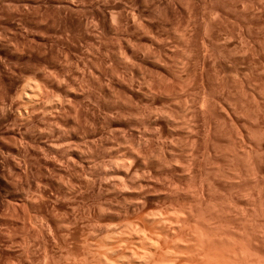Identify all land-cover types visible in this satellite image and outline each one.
Returning a JSON list of instances; mask_svg holds the SVG:
<instances>
[{"label":"rangeland","instance_id":"1","mask_svg":"<svg viewBox=\"0 0 264 264\" xmlns=\"http://www.w3.org/2000/svg\"><path fill=\"white\" fill-rule=\"evenodd\" d=\"M55 62L58 63L57 66H55ZM97 74L99 75L97 76ZM53 76L56 78H53ZM118 79H121V81L119 82ZM114 80L117 82L114 83ZM27 82L31 83L30 85L36 84L39 90L35 88V85L30 86ZM129 84L132 85L135 93L124 88L127 86L131 87ZM27 85L28 87L25 88ZM29 86L36 89L35 91H39V97L35 95L37 102L35 101L33 105L37 107L35 106L36 108L34 109L36 110L42 105L45 106L39 107L38 111H35V113H38H36V117L33 120L30 116L31 109L34 106H32V103L29 105L30 102L27 101V96L23 92V90L26 93L30 92L31 88ZM165 86L168 88L166 89ZM197 86H200V88ZM148 88H151L155 93H151ZM157 90V93L160 94L154 98ZM170 91L173 93L171 94ZM195 91L196 93H194ZM169 94L171 95L169 96ZM200 97L201 99H199ZM202 98L203 100L205 98L206 104L202 101ZM57 100L60 101L58 102ZM192 100H194L195 104L197 103L195 102L196 100L202 102L203 108L199 107V111L196 107L201 103L195 106ZM261 100L264 102V0H0V264H98L99 261L104 264V257H106L107 262L110 261L112 264H115L113 260L116 263L118 261L124 264L127 261V264H133L135 261L131 263L132 260L138 258L137 255H134L137 253L134 252L138 251L139 254L142 252V248L145 250L148 248L149 250L147 249L146 251L151 252L152 248L155 249L156 244V249L159 247L162 249L161 245L166 246L162 250H167L166 252L168 253L169 243L167 239H162L163 241L160 239L162 243L155 240V245L153 242H148L150 239H147L142 246L140 242L143 237L139 239L138 236H131L126 233V236L129 235L128 238H134L129 240L124 235L125 232H131L130 230L133 231L139 226L135 225L134 227V222L136 224L141 222L138 228L142 227V221L137 217L138 213L135 212L137 218H133L135 216L134 212H129L128 210L129 204H135L136 202L133 201H137L136 189L134 191L131 188L136 192L132 193L130 188V192L129 190L126 192L123 187L122 190L124 189V191L120 188L132 176L133 181L136 180L137 182L135 181V183H139L143 179L140 177L142 175L145 176L146 173L147 177L145 176V178L151 176L148 179L152 183L157 177H161V183L157 182L159 181L158 179L155 182L158 187L156 186L157 190L155 188L154 190H160L157 193L162 192L161 190H164L163 192L167 191L169 186L171 188H168V190L177 189V187H180V183L182 184L183 182L184 185L186 184V188L194 186L191 184L198 182L200 176L205 178L207 173L208 177L206 178H209L212 171L209 170V164L214 163L212 162L214 160L212 157L210 159L207 158L208 162H210L209 160L211 162L206 164L205 168L204 166L202 167L206 171V167L209 166L208 170L210 172L206 171V173L203 170V175L198 174L199 179L195 176L193 177V174L189 172L190 165H187V162L191 163L190 160L192 161L193 159L187 160V158L196 156L192 150L194 151L195 148L201 147L200 144H205L200 148L201 151L202 149L206 151L205 148L208 150L209 147L207 145H210L209 150L211 151L219 150V165L222 167L221 169L219 167V175H222H220V180H223L219 191L222 193V195L219 194L220 209L222 210L224 207L222 210L224 216L221 214V217H224V219L227 217L225 219L227 222L224 220V223L226 224L232 219L234 221L232 222L231 220L230 224L228 223L227 225L231 226L233 223L234 226L231 227L232 229L229 226L228 228L230 230H233L235 226L239 228L240 224H237V222L239 221L243 225L242 223L244 222H241V220L244 219L243 221H245V218L253 213L249 218L252 217L253 219V224L251 225L253 226V235L251 234V237L254 240L253 243L256 242L254 244L256 246L259 238L257 235L261 232L264 235V216L262 219L258 218L264 214V210L261 208L264 207V204H262L264 203V176L262 177L264 174V157H262L264 154V136H262V133H264V103ZM74 102L75 105L77 104V108H74L76 107ZM55 103L58 104L56 105ZM212 103L219 107L217 110L220 115H217V107L215 111L213 109L215 104ZM53 104L55 105L53 106ZM71 105L74 106L73 110L75 109V111L72 110ZM205 105L209 107L206 106L205 108ZM211 105L212 108H210ZM258 105L259 108H257ZM28 106H31V108ZM42 108H45V111L43 110L44 114L41 111ZM204 108L208 109L207 112L203 111ZM211 109L213 111L210 114ZM213 112H216L217 116ZM199 113L204 115L200 114L201 117L199 119L204 117L203 120L208 123L206 122V127L205 123L195 122L196 126L198 124L200 129L203 125L201 128L202 130L206 128L204 130L206 132L209 130L210 122H212V131H214L213 133L211 130L210 132L207 131L208 134H213L211 135L213 137L215 133H218V136H215V141L214 138H209L210 135L208 137L204 135L202 131L201 135H204V137L200 140L204 141L205 139L208 141L214 139L213 146L212 142L208 143L209 141H205L206 143H204L198 140L197 134H195L197 133V128L194 129L196 130L194 131L195 133L191 127L189 128V126H192L189 122L193 121H188V119L193 118L198 121ZM194 114L195 116L197 115L196 118H194ZM212 114L215 117H212ZM25 115L29 118L27 117V119ZM258 115L259 117H257ZM216 117L217 119L215 120ZM73 119H76L77 123ZM201 119L199 121L202 122ZM208 120L211 121L209 122ZM221 121L223 124L220 123ZM167 122H170V125ZM187 124L190 125L188 126ZM186 125L191 131L186 128ZM259 125H262L260 126L262 128ZM190 132H193L194 135ZM188 134L191 137L196 136L197 139L195 137L194 139L196 143L197 140L199 141L197 143L198 147H196V144H191V140L194 141V139H190L191 137ZM139 140L144 142L145 145L147 144V148L150 146V149L148 148L147 150L152 152L153 149L152 154L149 152L151 156L149 155L150 163L148 162V164H152L151 167L148 166L145 170L143 166H136L127 177L121 173H116L119 171L116 170V164L111 159L120 160L119 162H121L124 158L129 161L130 158L126 154V150L128 152L129 147L137 141L140 142ZM142 142L135 144L131 148L135 150L136 145H142ZM145 145L143 144V146ZM214 145H216V149ZM189 149L192 150L189 151ZM79 150L83 156L80 155ZM83 153L85 155L88 154L85 156ZM117 153L123 158L120 157L119 159ZM248 156L252 163L248 160ZM206 157L203 159L206 160ZM256 157L259 158L257 159ZM74 159L78 161L74 162ZM108 159H110V163L113 162L114 164L111 163L110 165ZM194 159L197 160L196 158ZM203 159L201 160L203 161ZM244 159L245 161L248 160L247 163L243 161ZM167 162L171 163L166 166ZM205 162L203 161L204 164ZM255 164L256 166H254ZM258 164L262 170L259 169ZM255 167L257 170H255ZM152 168L155 170L153 169V172L151 171V174H148L150 173L148 169L152 170ZM183 169L192 175L191 181L187 180L190 175ZM143 170L147 172L145 173ZM253 171H255V175H253ZM204 173L206 174L205 176ZM122 176H124V180L120 179ZM235 176L236 178H232ZM247 177L250 178L248 179L249 181L245 179ZM125 178L127 181H125ZM119 180L124 182L120 184L122 181ZM131 180L128 182H132ZM186 180L190 181L189 185H187ZM93 181L97 187L93 186ZM109 181L111 184L114 181V183L119 181V186L117 187L120 188L114 189ZM197 182L196 184L199 186V182ZM108 183L110 186L107 185ZM176 183L179 185L177 184V186ZM87 184L96 189H91L92 187L89 189ZM163 184H166V188ZM231 184L233 185L231 186ZM240 184L243 188H241ZM116 185L114 184V186ZM184 185L181 188H184ZM87 186L90 192L86 189ZM196 188L194 186V189ZM255 188L257 189L255 190ZM194 189H190L191 192H195ZM260 189H263L262 192ZM248 191L250 193L245 196ZM257 192H260V194ZM133 195L136 200H134ZM44 197L48 198L47 201ZM252 197L254 200H252ZM125 198L129 199L128 203L126 202L127 200H124ZM131 198H133V201H130ZM161 199L154 202L153 208L155 210L162 209L165 205H168L167 200L165 201L167 203H165L164 199L162 201ZM125 202L126 208L124 207ZM163 202L165 205H163ZM26 204L27 206H25ZM229 205H232V208ZM259 205L262 206L260 207ZM104 209L106 210L104 211ZM233 209L235 212H233ZM126 210L131 217L128 216L129 214L126 215ZM246 210L249 211L247 212ZM243 212L247 213L244 214ZM248 213L250 215H247ZM238 214L240 216L244 214L245 218H241ZM138 219L140 220L139 222ZM15 220H18V222ZM36 223L39 225L36 226ZM245 223L247 222L245 221ZM246 226H249V223ZM38 227L40 228L38 229ZM261 227L263 231H261ZM123 228L126 229L123 231L125 240L123 236H120ZM254 228L259 229V231L254 230ZM28 230L29 235L27 233ZM118 231H121L120 234ZM256 231L258 234H256ZM262 234H260L261 236L259 235L261 239L257 246H261L264 243ZM36 236L40 237L41 240H38ZM255 236L258 238L255 239ZM120 237H122L121 240ZM176 238H174L176 243L180 242ZM165 241L168 243L167 245L164 244L166 243ZM172 241L170 245L175 243ZM147 242L149 245L153 243L154 247L151 245L152 248L150 249V246L145 245L148 244ZM246 242L247 244L249 243L248 241ZM159 243L161 244L160 246L158 245ZM84 244L85 246H83ZM137 244L139 247L142 246V248H138ZM179 244H177L178 248ZM131 245H135L138 249L134 247V252H130V250L127 252L128 246V249H132ZM173 246L169 247L170 253L175 252L172 251L175 248ZM178 248L174 250L179 252ZM162 250L161 252L159 249L157 251L153 250L158 252V254L152 251L155 255H153L154 260L152 263L150 262L151 264H154L155 258L160 262V260L162 261L161 258L164 257L166 260L163 261H167V263L170 258H175V255L172 257L167 256L171 254H167ZM147 252L144 251V253ZM30 254L32 257L29 258ZM32 254L36 255L33 256ZM173 254H176V252ZM129 255H131V259ZM122 257L126 260L120 262L119 259ZM167 257L170 258L167 259ZM101 259H103V262ZM140 259L143 258L141 257ZM137 260L134 264H137ZM163 261L161 264H165ZM172 261H169V263Z\"/></svg>","mask_w":264,"mask_h":264},{"label":"bare ground","instance_id":"2","mask_svg":"<svg viewBox=\"0 0 264 264\" xmlns=\"http://www.w3.org/2000/svg\"><path fill=\"white\" fill-rule=\"evenodd\" d=\"M117 16V15H116ZM173 51V50H172ZM146 54V53H145ZM65 56H67V55H65ZM120 57V56H119ZM60 59H62V58H60ZM54 61V60H53ZM49 63H50V61H49ZM52 63H54V62H52ZM56 63V65L55 66H57L58 65V63L57 62H55ZM67 63V62H66ZM131 63V62H130ZM132 64V63H131ZM214 64V63H213ZM49 66V65H48ZM51 66V65H50ZM67 66H68V64H67ZM122 66H123V64H122ZM131 66H133V65H131ZM135 66V65H134ZM156 66V65H155ZM214 66V65H213ZM59 67V66H58ZM125 67V66H124ZM123 67V68H124ZM53 68H54V66H53ZM57 68V67H56ZM136 68V67H135ZM134 68V69H135ZM65 69V68H64ZM110 69V68H109ZM141 69V68H140ZM146 69V68H145ZM54 70V69H53ZM61 70V69H60ZM132 70V69H131ZM143 71V70H142ZM108 72V71H107ZM217 72V71H216ZM56 73H57V71H56ZM55 73V74H56ZM60 73V72H59ZM128 73V72H127ZM129 73H130V70H129ZM203 73V72H202ZM52 74V73H51ZM151 74V73H150ZM154 74V73H153ZM182 74V73H181ZM195 74V73H194ZM84 75V74H83ZM99 74H97V76H98ZM108 75V74H107ZM124 75V74H123ZM128 75H130V74H128ZM196 75H197V73H196ZM195 75V76H196ZM56 76V75H55ZM55 76H53V78H56ZM112 76V75H111ZM115 76V75H114ZM101 77H102V75H101ZM116 77V76H115ZM120 77V76H119ZM143 77H145V76H143ZM155 77V76H154ZM192 77V76H191ZM59 78V77H58ZM83 78H84V76H83ZM96 78V77H95ZM99 78V77H98ZM110 78H112V77H110ZM109 78V80H111ZM114 78V77H113ZM121 78V77H120ZM153 78V77H152ZM193 78V77H192ZM65 79V78H64ZM116 79V78H115ZM129 79H131V78H129ZM132 79H133V77H132ZM145 79V78H144ZM151 79V78H150ZM156 79V78H155ZM189 79V78H188ZM195 79V78H194ZM53 80V79H52ZM91 80V79H90ZM96 80H97V78H96ZM113 80V79H112ZM119 80V79H118ZM124 80V79H123ZM198 80V79H197ZM37 81V80H36ZM100 81V80H99ZM121 81V79L119 80V82ZM148 81V80H147ZM165 81V80H164ZM106 82V81H105ZM111 82V81H110ZM117 81H115L114 80V83H116ZM123 82V81H122ZM188 82H190V81H188ZM187 82V84H189ZM195 82H197L196 80H195ZM202 82V81H201ZM29 85L31 84V83H29V82H27ZM26 83V84H27ZM35 83H37V82H35ZM191 83V82H190ZM193 83V82H192ZM54 84V83H53ZM99 84V83H98ZM107 84H109V83H107ZM112 84V83H111ZM199 84V83H198ZM35 85V88H37L38 89V86L36 87V84H34ZM34 85H30V86H34ZM130 85V84H129ZM164 85V84H163ZM166 86H168L167 84H165ZM29 86V87H30ZM115 86V85H114ZM131 87H124L125 89H127L128 91H130V92H133V93H135L134 92V90H133V88H132V85H130ZM165 86V88L167 89L168 87H166ZM170 86V85H169ZM192 86V85H191ZM190 86V87H191ZM26 87H28V85L27 86H25V88ZM102 87V86H101ZM150 87V86H149ZM154 87V86H153ZM188 87H189V85H188ZM197 87H199L200 88V86H197ZM31 89H30V92H25L24 90H23V92L26 94L25 96H27V101H29L30 103H29V105H31V103H32V106H34L33 105V103L36 101V97H39L38 95H39V91H35L36 89H33L32 87H30ZM119 88V87H118ZM155 88V87H154ZM121 89H123V88H121ZM149 89V88H148ZM170 89V88H169ZM192 89V88H191ZM190 89V90H191ZM195 89H196V87H195ZM202 89V88H201ZM200 89V90H201ZM39 90V89H38ZM115 90V89H114ZM149 90H151V88L149 89ZM148 90V91H149ZM29 91V90H28ZM94 91V90H93ZM123 91V90H122ZM147 91V92H148ZM163 91V90H162ZM165 91V90H164ZM173 91V90H172ZM36 92H38V94H36ZM89 92V91H88ZM103 92V91H102ZM112 92H113V89H112ZM115 92H116V90H115ZM119 92V91H118ZM124 92L126 93V91L124 90ZM153 91L151 90V93H152ZM158 92V90L156 91V93ZM171 92V91H170ZM41 93V92H40ZM90 93V92H89ZM146 93V92H145ZM151 93H148V94H151ZM153 93H155V91L153 92ZM166 93V92H165ZM173 92H171V94H172ZM194 93H196V91L194 92ZM205 93V92H204ZM43 94V93H42ZM101 94V93H100ZM116 94V93H115ZM119 94H120V92H119ZM127 94V93H126ZM132 94V93H131ZM159 94L160 93H157V94H154V98L155 97H158L159 96ZM161 94H162V92H161ZM171 94H169V96L171 95ZM198 94V93H197ZM197 94H194V95H197ZM35 95H37L36 97H35ZM41 95V94H40ZM45 95V94H44ZM80 95H81V93H80ZM91 95V94H90ZM121 95V94H120ZM152 95V94H151ZM168 95V94H167ZM167 95H165V97L167 96ZM185 95V94H184ZM67 96V95H66ZM114 96V95H113ZM130 96V95H129ZM150 96V95H149ZM148 96V97H149ZM163 96H164V94H163ZM86 97V96H85ZM117 97V96H116ZM124 97H125V95H124ZM133 97V96H132ZM150 97H152V96H150ZM150 97H149V99H150ZM162 97V96H161ZM164 97V98H165ZM195 97V96H194ZM203 97V96H202ZM23 98V97H22ZM40 98H41V96H40ZM72 98V97H71ZM127 98V97H126ZM166 98H168V96L166 97ZM42 99V98H41ZM74 99V98H73ZM81 99V98H80ZM120 99V98H119ZM158 99V98H157ZM161 99V98H160ZM197 99V98H196ZM199 99H201V97L199 98ZM208 99V98H207ZM38 100H40V99H38ZM61 100V99H60ZM60 100H57L58 102L60 101ZM72 100V99H71ZM99 100V99H98ZM144 100V99H143ZM155 100V99H154ZM204 100H205V98H204ZM203 100V98H202V101L205 103L206 101H204ZM44 101V100H43ZM49 101V100H48ZM54 101V100H53ZM68 101V100H67ZM87 101V100H86ZM133 101V100H132ZM167 101V100H166ZM193 101V103H194V100H192ZM199 101V100H198ZM197 100L195 101V102H197L196 104H198V103H201V104H199V106L198 107H196L197 109H199V111H200V108H203L202 107V102H198ZM214 101V100H213ZM262 101V100H261ZM26 102V101H25ZM37 102V101H36ZM39 102V101H38ZM56 102V101H55ZM69 102V101H68ZM81 102V101H80ZM27 103V102H26ZM25 103V104H26ZM41 103H42V101H41ZM70 103H71V101H70ZM132 103V102H131ZM130 103V104H131ZM137 103V102H136ZM193 103H192V108L194 107L193 106ZM211 103V102H210ZM217 103V102H216ZM262 103H264L263 101H262ZM28 104V103H27ZM36 104V103H35ZM39 105H40V102L38 103ZM45 104V103H44ZM52 104V103H51ZM51 104H50V106H51ZM56 105L58 104V103H55ZM55 104H53V106L55 105ZM66 105H67V103H65ZM117 104V103H116ZM125 104H128V103H125ZM195 104V103H194ZM196 104H195V106H196ZM206 104V103H205ZM209 104V103H208ZM212 104H215V103H212ZM259 104V103H258ZM74 105H75V102H74ZM25 106V105H24ZM23 106V107H24ZM36 106V105H35ZM32 107V109H31V118H32V120L36 117V113H38V112H36L35 113V111H38L37 109L39 108V107H42V106H44V105H42V106H39L36 110L34 109V108H36V107ZM52 106V107H53ZM68 106V105H67ZM72 106V105H71ZM70 106V107H71ZM76 107H74V106H72V110H73V107L74 108H77L78 106H77V104L75 105ZM123 106V105H122ZM204 106V105H203ZM206 106H208V105H205V108H206ZM213 106H215V107H213V109L215 110V108L217 107V105L215 104V105H213ZM263 106V105H262ZM19 107V106H18ZM25 107H27V106H25ZM28 107H30L31 108V106H28ZM45 107V106H44ZM51 107V108H52ZM58 107V106H57ZM61 107V106H60ZM63 107V106H62ZM81 107V106H80ZM79 107V108H80ZM200 107V108H199ZM209 107V106H208ZM66 108V107H65ZM152 108V107H151ZM203 109V111L205 110L206 112H207V110L208 109ZM210 108H212V105H211V107ZM210 108H209V110H210ZM219 107H217L216 108V110L218 109ZM223 108V107H222ZM257 108H259V105L257 106ZM28 109V108H27ZM45 108H42V113H43V110H44ZM48 109V108H47ZM90 109V108H89ZM126 109V108H125ZM213 109H211V111H210V114L212 113V111H213ZM224 109V108H223ZM226 109V108H225ZM29 110V109H28ZM28 110H27V112H28ZM68 110H70V109H68ZM83 110V109H82ZM121 110V109H120ZM190 110H191V107H190ZM189 110V111H190ZM194 110V109H193ZM215 110V111H216ZM228 110V109H227ZM26 111V110H25ZM45 111V110H44ZM54 111H55V109H54ZM58 111H59V109H58ZM57 111V112H58ZM71 111V110H70ZM73 111H75V109L73 110ZM81 111V110H80ZM142 111V110H141ZM146 111V110H145ZM198 111V110H197ZM196 111V112H197ZM198 111V112H199ZM202 111V110H201ZM203 111H202V113H203ZM204 111V112H205ZM226 111V110H225ZM264 111V110H263ZM50 112V111H49ZM143 112V111H142ZM217 112V115L219 114V111L217 110L216 111ZM216 112H213L215 115H216ZM229 112V111H228ZM254 112V111H253ZM257 112V111H256ZM21 113V112H20ZM30 113V112H29ZM46 113H47V111H46ZM107 113V112H106ZM141 113V112H140ZM140 113H139V115H140ZM221 113V112H220ZM226 113H227V111H226ZM28 114V113H27ZM44 114V113H43ZM49 114V113H48ZM51 114V113H50ZM76 114V113H75ZM83 114V113H82ZM114 114V113H113ZM118 114V113H117ZM186 114V113H185ZM192 114H193V112H192ZM191 114V115H192ZM201 113H199V115H200ZM206 114H208V113H206ZM214 114H212L211 116L213 117L214 116ZM55 115V114H54ZM77 115V114H76ZM144 115V114H143ZM202 116H204L203 114H201ZM201 115L200 116H198L197 117V115L195 116V114H194V118H196L197 117V119H199V117H201ZM216 115V116H217ZM220 115V114H219ZM230 115V114H229ZM262 115V114H261ZM46 116V115H45ZM44 116V117H45ZM96 116V115H95ZM117 116V115H116ZM130 116V115H129ZM170 116V115H169ZM207 116V115H206ZM25 117L27 118L28 116H26L25 115ZM57 117V116H56ZM67 117H68V114H67ZM113 117V116H112ZM132 117V116H131ZM171 117V116H170ZM169 117V118H170ZM185 117V116H184ZM215 117V116H214ZM229 117V116H228ZM257 117H259V115L257 116ZM256 117V118H257ZM29 118V117H28ZM27 118V119H28ZM30 118V119H31ZM43 118V117H42ZM52 118H54V117H52ZM59 118V117H58ZM73 118V117H72ZM76 118H78V116H76ZM96 118V117H95ZM138 118V117H137ZM169 118H168V120H169ZM191 118V117H190ZM220 118V117H219ZM226 118V117H225ZM70 119V118H69ZM118 119V118H117ZM201 119V118H200ZM199 119V120H200ZM203 119H204V117H203ZM203 119H201L202 120V122L201 121H197L196 119L194 120L193 118L192 119H188V121L190 120V121H193L194 123L195 122H198V123H201V124H204L205 123V126H206V122L203 120ZM205 119H206V117H205ZM209 119H214V118H209ZM217 119V117L215 118V120ZM233 119V118H232ZM18 120V119H17ZM44 120V119H43ZM119 120V119H118ZM121 120V119H120ZM156 120V119H155ZM166 120H167V117H166ZM171 120V119H170ZM221 120V119H220ZM257 120V119H256ZM46 121V120H45ZM61 121V120H60ZM73 121H76V123H77V120L76 119H73ZM139 121V120H138ZM209 121V120H208ZM211 121V120H210ZM209 121V122H210ZM260 121V120H259ZM263 121V120H262ZM29 122H31V121H29ZM42 122V121H41ZM47 122V121H46ZM57 122V121H56ZM79 122V121H78ZM193 122H189L192 126H189L188 124V126H189V128L191 127V129H193L192 131L194 132V131H196V130H194V129H196L197 128V133H195V134H197V138H198V140H200V139H202L203 137H204V135H206L207 137H208V135H210L209 136V138L210 137H212L211 135H213V134H208V132L207 131H209L210 132V130H211V132L213 133V131H212V129H213V127H212V122H210V125L208 126L209 128V130H207L206 132H204V130L206 129L205 127V129L204 130H202V126L200 127V129H199V125L197 124V126H196V123H195V125H194V123ZM215 121L213 120V123H214ZM226 122V121H225ZM44 123V122H43ZM153 123V122H152ZM168 123V122H167ZM170 123V122H169ZM168 123V124H169ZM188 123V122H187ZM208 123V122H207ZM220 123H222V121L220 122ZM23 124V123H22ZM37 124V123H36ZM67 124H68V122H67ZM79 124V123H78ZM215 124V123H214ZM223 124V123H222ZM53 125V124H52ZM51 125V126H52ZM57 125V124H56ZM90 125V124H89ZM170 125V124H169ZM186 125V128L187 129H189L188 128V126ZM216 125V124H215ZM37 126V125H36ZM46 126V125H45ZM196 126V127H195ZM214 126V125H213ZM223 126V125H222ZM222 126H221V128H222ZM260 126H262V125H259V127ZM30 127V126H29ZM77 127H79V126H77ZM87 127V126H86ZM195 127V128H194ZM207 127V126H206ZM217 127V126H216ZM83 128V127H82ZM260 128H262V127H260ZM29 129V128H28ZM46 129V128H45ZM59 129V128H58ZM215 129V128H214ZM217 129V128H216ZM84 130V129H83ZM88 130V129H87ZM132 130V129H131ZM139 130V129H138ZM219 130V129H218ZM261 130V129H260ZM42 131V130H41ZM55 131V130H54ZM71 131V130H70ZM133 131V130H132ZM189 131H191L190 129H189ZM202 131L204 132V135L202 136L201 134H202ZM216 131V130H215ZM66 132V131H65ZM92 132V131H91ZM186 132V131H185ZM193 132H190L191 134H193L194 135V133ZM238 132V131H237ZM264 132V131H263ZM76 133V132H75ZM134 133V132H133ZM143 133V132H142ZM207 133V134H206ZM258 133V132H257ZM86 134V133H85ZM145 134V133H144ZM217 134V135H216ZM253 134V133H252ZM263 135L262 136H264V133H262ZM72 135V134H71ZM96 135V134H95ZM189 135V134H188ZM192 135V136H193ZM261 135V134H260ZM260 135H258V136H260ZM87 136V135H86ZM141 136V135H140ZM152 136V135H151ZM190 136V135H189ZM215 136H218V133H215L214 134V136L212 137V138H214L215 139V141H216V138H215ZM250 136V135H249ZM257 136V137H258ZM42 137V136H41ZM191 137V136H190ZM194 137H195V139H197L196 138V136H193V137H191L190 139H194ZM208 138V139H209ZM101 139V138H100ZM143 139V138H142ZM188 139H189V137H188ZM195 139H194V141L193 140H191L192 142H191V144L193 143V144H196L197 145V143H199V141L197 140V143L195 142ZM207 139V140H208ZM214 139L213 140H208V141H206L205 139H204V141L203 140H200V142L201 141H203L204 143H206V142H208V143H210V142H212V146H213V143L215 142L214 141ZM218 139V138H217ZM36 140V139H35ZM47 140V139H46ZM98 140V139H97ZM108 140V139H107ZM141 140V139H140ZM139 140V141H140ZM221 140V139H220ZM206 141V142H205ZM214 141V142H213ZM219 141V140H218ZM217 141V142H218ZM252 141V140H251ZM140 142H142V141H140ZM140 142H135V144H140ZM195 142V143H194ZM220 142V141H219ZM28 143V142H27ZM207 143V144H208ZM76 144V143H75ZM134 144V143H133ZM132 144V146H135V144L133 145ZM143 144L145 145V143L144 142H142V145H136V147H135V150L133 149V148H131V147H129V150H128V152H127V150H126V154H128V156H129V158H130V160L129 161H126L122 156H120V154H118L119 155V159H120V157L121 158H123L122 160H121V162H119L118 160H116V159H111L112 161H114V163L116 164V170H118L119 172H116V173H121L122 175H125V177H127V176H129L130 175V173L134 170V168L136 167V166H143V167H145V170L148 168V166L149 167H151V165H149L148 164V162L150 163V160H149V157L151 156L150 154H149V152H151L150 150H147L148 148L150 149V146L147 148V144L145 145V146H143ZM206 144V145H207ZM215 144H217V143H215ZM17 145V144H16ZM195 145V146H196ZM201 145V147L203 146V145H205V144H200ZM81 146V145H80ZM209 148H210V145H207ZM216 145H214V148L216 149V147H215ZM54 147V146H53ZM125 147V146H124ZM196 147H198V145L196 146ZM201 147H198V148H195V150L193 151L192 149V147L190 146V148H192L191 150H192V152H195L194 154H196V156H193V157H188L187 158V160L188 159H190V158H196L197 160H193L192 159V161L190 160V162L191 163H189V162H187V165L189 166V172H191V174H193V177L195 176L197 179H199L198 178V174H200V175H203V170H204V172H206V171H208V172H210L209 170H212L211 171V173H210V175H209V178H206V177H208V173H207V176H205L206 174L204 173V176H205V178L203 177V176H200V179H199V186L196 184V182H195V180H193L194 182H195V184L197 185H195V184H191V185H194L195 186V188L196 189H194V186H191V187H185V185L182 183H180V185L178 184V183H176V185L178 184L180 187H177V189H170V190H168V188H171V186H169L168 188H167V191H165V192H163L164 190H161L162 192H160V193H157L158 191H160V190H158V191H156L157 189L155 188L157 185V183H155L156 182V179H158L159 181H157V182H159V183H161L162 181H160V179H161V177H155L156 179H155V181H154V176L152 177V179H153V183H152V181L151 180H149L148 178H151V176L150 177H148V178H145V176L147 177V171H145V170H143V172H145V173H143V174H145V176L144 175H142V176H144V177H140V178H143L139 183H135V181L136 180H134L133 181V176L132 177H129V180H131L132 182H134V183H132V182H128L127 180H126V178H125V181H127V183L125 182V183H123L124 181H122V180H119V181H122V182H120V184L121 183H123V186H121V188L120 187H117V186H119V181H118V183H114L113 182V184H111L110 183V181H109V183L111 184V185H113L112 187H114V189H121L122 190V187L125 189V191L127 192V190H129V188L131 189V188H133V190L134 189H136V191H137V195H136V198H137V201H133V198H134V195H133V198H131V200L130 201H133V202H136L135 204H133V203H130L129 204V206H128V210H129V212L131 211V212H134V214H135V216H133V218L134 217H136V213H138L137 214V217H139V219L142 221V227H140V228H138L140 225H141V222H139L140 220L138 219V224H136V222H134V221H132V222H134L135 224H134V227H135V225H139L136 229H133V231L132 230H130L131 232H125V236L127 235V234H129V235H135V236H138V238L139 239H141L142 237V239L144 240H142L143 241V243H142V241L140 242V241H138V242H140L141 244H142V246H143V244L144 243H146L145 242V240H147V239H150V240H148V242H153L154 243V241L156 240V241H159L160 242V239L162 240V239H164V240H168L167 242L169 243V245H168V253L166 252L167 250H165V251H163L162 249H163V245H161L160 243H162V242H160L158 245L160 246L161 245V248L162 249H160V247L159 248H157L156 249V247H157V244L156 243H154V245L156 246V247H154V245H152V244H150L149 245V243L148 244H145L146 246H150V249L152 248L151 247V245L155 248V249H151V252L149 251V252H147L146 250L148 249L147 247H144V248H147L146 250L145 249H143L142 248V246L141 247H139V245H138V248H142V252L141 253H139L138 254V251L137 252H134V250L137 248V247H135V245L134 246H132V249H128L129 248V246L127 247V252H129V250H130V252L131 251H133L134 253H137V254H134V255H137V264H151L152 262H153V260H154V258H153V255H155V254H153V253H157L158 254V252H154L153 250H155V251H157L158 249H159V251L161 252V250L163 251V252H166L167 254H171V255H167V256H170V257H172V256H174L175 255V258L174 257H172V258H170V257H167V259H169L168 260V263H167V261H163V260H166V258H164V257H158V258H161L162 259V261L163 262H165V264H264V243H262V245L261 244H259V245H261V246H257L258 245V243L260 242L259 240L261 239L260 238V234H262V232L259 234V235H257L258 237V242H257V245L256 246H254V244H256V242L255 243H253L254 242V240L252 239V237H251V234L253 235V226H251L252 224H253V219H252V217L251 218H249L251 215L248 213L247 215H250L249 217H246L245 218V216H244V214L245 213H247L249 210H250V208H249V210H246L247 212H243L244 214H242L243 216H240L239 214H238V216H240L241 218L243 217V218H245V221L247 222V223H245V221H243L244 219H242L241 220V222H244V223H242L243 225L245 224V226H243V225H241V223L239 222H237V224H240V226H239V228H237V226H235L234 228L236 229H234L233 228V230H230V228L232 227V226H234V224L232 223L231 224V226L230 225H227L228 223L230 224V222H231V220H230V222H228V223H224V220L225 219H227V217L224 219V217H221V214H223V208H222V206H221V208H222V210L220 209V195L219 194H221L222 195V193H220L219 191H220V188H221V181H223V180H220V178H221V176L219 175V173H220V169L222 168V167H220V165H219V160H220V157L218 158V153H219V150H217V151H214V150H209V148H208V150H207V148H205L206 149V151L204 150V149H202V151H201ZM205 147V146H204ZM213 148V149H214ZM251 148H252V146H251ZM26 149V148H25ZM67 149V148H66ZM72 149H74L73 147H72ZM76 149V148H75ZM132 149V150H131ZM218 149V148H217ZM239 149V148H238ZM35 150V149H34ZM68 150V149H67ZM81 150V149H80ZM80 150H79V153H80ZM171 150V149H170ZM190 149H189V151H191ZM204 150V151H203ZM243 150V149H242ZM249 150V149H248ZM78 151V150H77ZM82 151V150H81ZM83 151H84V149H83ZM113 151V150H112ZM253 151V150H252ZM2 152V151H1ZM39 152V151H38ZM58 152V151H57ZM87 152V151H86ZM95 152V151H94ZM117 152V151H116ZM152 152H153V149H152ZM152 152H151V154H152ZM249 152V151H248ZM40 153V152H39ZM68 153V152H67ZM93 153V152H92ZM190 154H191V152H189ZM244 153H245V151H244ZM66 154V153H65ZM74 154V153H73ZM84 154V153H83ZM88 154V153H87ZM86 154V155H87ZM109 154V153H108ZM112 154V153H111ZM193 154V153H192ZM191 154V155H192ZM193 154V155H194ZM238 154V153H237ZM259 154V153H258ZM68 155V154H67ZM71 155V154H70ZM80 155H82L81 153H80ZM85 155V154H84ZM85 155V156H86ZM116 155V154H115ZM150 155V156H149ZM228 155H230V154H228ZM234 155V154H233ZM262 155V154H261ZM62 156V155H61ZM83 156V155H82ZM105 156H107V155H105ZM127 156V155H126ZM153 156V155H152ZM207 156V157H206ZM209 156V157H208ZM220 156V155H219ZM254 156V155H253ZM257 156V155H256ZM260 156V155H259ZM5 157V156H4ZM69 157V156H68ZM67 157V158H68ZM80 157V156H79ZM102 157V156H101ZM114 157V156H113ZM116 157L118 158V156L116 155ZM116 157H114V158H116ZM175 157V156H174ZM204 157H206V160H204L203 158ZM210 157H212L214 160L212 161V162H214V163H210L211 162V160H209L210 162H208V159L207 158H209L210 159ZM262 157H264V154H263V156ZM37 158V157H36ZM41 158V157H40ZM58 158V157H57ZM70 158V157H69ZM173 158V157H172ZM240 158V157H239ZM242 158H244V157H242ZM250 158H252V157H250ZM257 158V157H256ZM259 158V157H258ZM257 158V159H258ZM26 159H27V157H26ZM84 159V158H83ZM110 159H108V162H109V160ZM127 159V158H126ZM151 159V158H150ZM201 159H203V161H206L205 162V164L203 163V161L201 160ZM230 159V158H229ZM232 159V158H231ZM253 159V158H252ZM251 159V160H252ZM261 159V158H260ZM37 160H39V159H37ZM72 160V159H71ZM70 160V161H71ZM107 160V159H106ZM152 160V159H151ZM238 160V159H237ZM248 160H249V156H248ZM248 160H246L245 161V159L243 160V161H245V163H247V161ZM75 161H78V160H76V159H74V162ZM89 161V160H88ZM104 161V160H103ZM102 161V162H103ZM170 161V160H169ZM250 161V160H249ZM255 161V160H254ZM258 161V160H257ZM262 161H263V158H262ZM92 162V161H91ZM161 162V161H160ZM172 162V161H171ZM171 162H169V163H171ZM251 162V161H250ZM249 162V163H250ZM21 163V162H20ZM42 163V162H41ZM54 163V162H53ZM83 163V162H82ZM110 163V162H109ZM111 163H113V162H111ZM111 163H110V165H111ZM113 163V164H114ZM117 163H118V165H117ZM152 163V162H151ZM168 162L166 163V166H167V164H169ZM211 165H210V164ZM244 163V164H245ZM252 163V162H251ZM259 163V162H258ZM22 164V163H21ZM59 164V163H58ZM62 164V163H61ZM206 164H209V166H210V169L208 170V167H206V171H205V165ZM221 164V163H220ZM261 164V163H260ZM16 165V164H15ZM42 165V164H41ZM101 165V164H100ZM238 165V164H237ZM247 165V164H246ZM259 165V164H258ZM83 166V165H82ZM154 166V165H153ZM204 166V168H202ZM222 166V165H221ZM252 166H253V164H252ZM254 166H256V164L254 165ZM262 166V165H261ZM21 167V166H20ZM80 167V166H79ZM112 167V166H111ZM113 167H114V165H113ZM219 167H220V169H219ZM249 167V166H248ZM259 167V169H261V167H260V165L258 166ZM263 167V166H262ZM69 168V167H68ZM92 168V167H91ZM90 168V169H91ZM115 168L113 169L114 170V172H115ZM155 168V167H154ZM154 168H152V170H150V169H148L149 170V172L150 173H148V174H151V171L153 172V169ZM252 168V167H251ZM21 169V168H20ZM62 169V168H61ZM70 169V168H69ZM96 169V168H95ZM108 169V168H107ZM138 169H140V168H138ZM143 169V168H142ZM185 169H187V168H185ZM239 169H241V168H239ZM254 169V168H253ZM252 169V170H253ZM48 170V169H47ZM67 170V169H66ZM76 170V169H75ZM106 170V169H105ZM112 170V169H111ZM110 170V171H111ZM155 170V169H154ZM184 170V169H183ZM188 170V169H187ZM187 170L185 171L186 173H187ZM247 170V169H246ZM255 170H257V168L255 167ZM262 170V169H261ZM68 171V170H67ZM107 171V170H106ZM138 171V170H137ZM183 171V172H184ZM228 171V170H227ZM248 171V170H247ZM29 172V171H28ZM27 172V173H28ZM89 172H91V171H89ZM184 172V174H186ZM199 172H201V173H199ZM250 172V171H249ZM248 172V173H249ZM254 172L255 171H253V175H255L254 174ZM260 172V171H259ZM258 172V173H259ZM263 172V171H262ZM21 173V172H20ZM34 173V172H33ZM86 173V172H85ZM93 173V172H92ZM157 173V172H156ZM182 173V172H181ZM226 173V172H225ZM241 173H243V172H241ZM246 173V172H245ZM251 173V172H250ZM249 173V174H250ZM257 173V174H258ZM72 174V173H71ZM80 174V173H79ZM84 174V173H83ZM87 174V173H86ZM105 174H107V173H105ZM136 174V173H135ZM153 174V173H152ZM155 174V173H154ZM188 175H190L189 173H187ZM186 174V175H187ZM234 174H236V173H234ZM233 174V175H234ZM244 174V173H243ZM14 175V174H13ZM61 175V174H60ZM68 175V174H67ZM75 175V174H74ZM82 175V174H81ZM88 175V174H87ZM87 175H86V178H87ZM99 175V174H98ZM156 175V174H155ZM242 175V174H241ZM251 176H252V174H250ZM22 176V175H21ZM121 176V175H120ZM120 176H117V177H120ZM185 176V175H184ZM220 176V177H219ZM238 176V175H237ZM249 176V175H248ZM250 176V177H251ZM264 176V174L262 175V177ZM19 177V176H18ZM62 177V176H61ZM101 177V176H100ZM169 177V176H168ZM186 177V176H185ZM188 177H190V178H187V180H192V175H190V176H188ZM202 177V178H201ZM241 177V176H240ZM23 178V177H22ZM65 178V177H64ZM69 178V177H68ZM78 178V177H77ZM84 179H85V177H83ZM91 178V177H90ZM98 178H99V176H98ZM124 178V176H122L120 179H123ZM131 178V179H130ZM139 178V179H140ZM232 178H236V176L235 177H232ZM239 178V177H238ZM253 178V177H252ZM258 178V177H257ZM264 178V177H263ZM88 179H89V177H88ZM94 179V178H93ZM97 179V178H96ZM95 179V180H96ZM102 179V178H101ZM138 179V180H139ZM166 179H168V178H166ZM195 179V178H194ZM196 179V180H197ZM247 181H249L248 179H250L249 177H247V178H245ZM64 180V179H63ZM92 180V179H91ZM98 180V179H97ZM124 180V179H123ZM163 180V179H162ZM165 180V179H164ZM174 180V179H173ZM186 180V182H187V185H189L190 183V181H187ZM259 180H261V179H259ZM258 180V181H259ZM74 181V180H73ZM113 181V180H112ZM167 181V180H166ZM192 181V182H193ZM226 181V180H225ZM237 181V180H236ZM236 181H235V183H236ZM245 181V180H244ZM251 181V180H250ZM253 181V180H252ZM264 181V180H263ZM17 182H18V178H17ZM63 182V181H62ZM70 182V181H69ZM88 182H90V181H88ZM96 182V181H95ZM137 182V181H136ZM173 182V181H172ZM191 182V183H192ZM193 182V183H194ZM197 182V183H198ZM227 182H229V181H227ZM231 182H233L232 180H231ZM230 182V183H231ZM238 182H240V181H238ZM246 182V181H245ZM244 182V183H245ZM254 182V181H253ZM260 182V181H259ZM258 182V183H259ZM20 183V182H19ZM59 183V182H58ZM87 183V182H86ZM105 183H107V182H105ZM109 183L107 184V185H109ZM158 183V184H159ZM166 183V182H165ZM171 183V182H170ZM169 183V184H170ZM173 183H175V182H173ZM189 183V184H188ZM224 183H226V182H224ZM243 183V182H242ZM247 183V182H246ZM256 183V182H255ZM18 184V183H17ZM50 184V183H49ZM93 184H94V181H93ZM114 184L116 185V186H114ZM227 184V183H226ZM239 184V183H238ZM249 184V183H248ZM31 185V184H30ZM88 185V184H87ZM91 185H92V183H91ZM101 185V184H100ZM164 185V184H163ZM166 185V184H165ZM164 185V186H165ZM177 185V186H178ZM183 185H184V188H181V187H183ZM225 185V184H224ZM233 184H231V186H232ZM235 185V184H234ZM241 185V184H240ZM239 185V186H240ZM255 185V184H254ZM17 186V185H16ZM38 186V185H37ZM39 186H40V184H39ZM38 186V187H39ZM76 186V185H75ZM74 186V187H75ZM89 186V185H88ZM88 186H87V188L86 189H88ZM93 186H95V187H97L95 184L93 185ZM110 186V185H109ZM227 186H229V185H227ZM236 186V185H235ZM259 186H261V185H259ZM15 187V186H14ZM37 187V188H38ZM79 187H81V186H79ZM92 187V186H91ZM90 186H89V189L91 188ZM115 187H117V188H115ZM158 187V186H157ZM161 187H163V186H161ZM173 187V186H172ZM174 187H175V184H174ZM173 187V188H174ZM230 187V186H229ZM247 187V186H246ZM250 187V186H249ZM255 187H258V186H255ZM36 188V189H37ZM42 188V187H41ZM94 187H92L91 189H93ZM104 188V187H103ZM153 190H152V189ZM154 188L156 189V190H154ZM160 188V187H159ZM165 188H166V186H165ZM176 188V187H175ZM179 188V189H178ZM192 188L195 190V192L193 193V192H191V190H192ZM233 188V187H232ZM241 188H243L242 187V185H241ZM254 188V187H253ZM261 188H263V187H261ZM24 189V188H23ZM88 189V190H89ZM94 189H96V188H94ZM124 189L122 190V191H124ZM191 189V190H190ZM229 189V188H228ZM246 189V188H245ZM250 189V188H249ZM252 189V188H251ZM257 188H255V190H256ZM19 190V189H18ZM111 190V189H110ZM132 190V189H131ZM132 190V193L135 191H133ZM213 190H214V194H213ZM225 190V189H224ZM237 191H238V189H236ZM254 190V189H253ZM252 190V191H253ZM259 190V189H258ZM262 190L263 189H260V191L262 192ZM45 191V190H44ZM52 191V190H51ZM83 191V190H82ZM92 191V190H91ZM119 191V190H118ZM154 191V192H153ZM251 191V190H250ZM250 191H248V192H246V195L245 196H247V193H250ZM20 192V191H19ZM32 192V191H31ZM30 192V193H31ZM86 192H87V190H86ZM89 192H90V190H89ZM116 192H117V190H116ZM129 192H130V190H129ZM232 192H233V190H232ZM255 193H256V191H254ZM35 193V192H34ZM53 193V192H52ZM72 193V192H71ZM102 193V192H101ZM115 193V192H114ZM124 193V192H123ZM134 193H136V192H134ZM231 193V192H230ZM240 193V192H239ZM258 193V192H257ZM37 194V193H36ZM39 194V193H38ZM43 194V193H42ZM45 194H46V192H45ZM67 194V193H66ZM112 194V193H111ZM122 194V193H121ZM130 194V193H129ZM224 194V193H223ZM226 194V193H225ZM251 194H252V192H251ZM254 194V193H253ZM258 194H260V192L258 193ZM258 194H257V196H258ZM262 194V193H261ZM107 195V194H106ZM131 195V194H130ZM237 195V194H236ZM250 195V194H249ZM263 195V194H262ZM262 195H261V197H262ZM36 196H39V195H36ZM41 196H43V195H41ZM58 196V195H57ZM93 196V195H92ZM120 196V195H119ZM233 196H235V195H233ZM3 197V196H2ZM33 197V196H32ZM31 197V198H32ZM71 197V196H70ZM76 197H77V195H76ZM103 197V196H102ZM223 197H224V195H223ZM240 197V196H239ZM241 197H243V196H241ZM259 197V196H258ZM39 198V197H38ZM37 198V199H38ZM57 198V197H56ZM84 198V197H83ZM164 199V202L167 200L168 201V205H165V203H167V202H163L164 204L163 205H165V210H164V208H162V209H154L153 208V205H154V202H157V200H159V199ZM248 198H249V196H248ZM42 199V198H41ZM44 199H46V201H47V199L48 198H45L44 197ZM162 199H161V201H162ZM222 199V198H221ZM256 199V198H255ZM23 200V199H22ZM28 200V199H27ZM58 200V199H57ZM73 200V199H72ZM124 200H127L126 198L124 199ZM134 200H136L135 198H134ZM226 200V199H225ZM229 200V199H228ZM242 200V199H241ZM252 200H254V198L252 197ZM257 200V199H256ZM260 200V199H259ZM258 200V201H259ZM30 201V200H29ZM42 201H43V199H42ZM45 201V200H44ZM45 201V202H46ZM113 201V200H112ZM128 201H129V199L126 201L127 203H128ZM232 201V200H231ZM238 201H240V200H238ZM237 201V202H238ZM262 201V200H261ZM56 202V201H55ZM59 202V201H58ZM57 202V203H58ZM81 202V201H80ZM126 202L124 203V207L126 208ZM225 202V201H224ZM229 202V201H228ZM233 202V201H232ZM249 202H250V200H249ZM34 203V202H33ZM32 203V204H33ZM40 203V202H39ZM47 203V202H46ZM60 203V202H59ZM159 203V202H158ZM242 203V202H241ZM25 204V203H24ZM36 204V203H35ZM38 204V203H37ZM108 204V203H107ZM116 204V203H115ZM121 204V203H120ZM160 204V203H159ZM158 204V205H159ZM227 204V203H226ZM225 204V205H226ZM250 204H252V203H250ZM254 204H257V203H254ZM261 204V203H260ZM262 204H264V203H262ZM21 205V204H20ZM19 205V206H20ZM34 205V204H33ZM123 205V204H122ZM121 205V206H122ZM128 205V204H127ZM157 205V206H158ZM236 205H237V203H236ZM24 206V205H23ZM25 206H27V204L25 205ZM24 206V207H25ZM228 206V205H227ZM226 206V207H227ZM230 206V205H229ZM233 206H235V205H233ZM247 206V205H246ZM249 206V205H248ZM252 206H253V204H252ZM260 206V205H259ZM262 206V205H261ZM260 206V207H261ZM123 207V208H124ZM155 207V206H154ZM159 207V206H158ZM231 208H232V205L230 206ZM257 207V206H256ZM32 208H33V206H32ZM41 208V207H40ZM104 208V207H103ZM106 208V207H105ZM235 208V207H234ZM237 208V207H236ZM244 208V207H243ZM248 208V207H247ZM258 208V207H257ZM263 210H264V207H261ZM52 209H54V208H52ZM111 209V208H110ZM229 209V208H228ZM240 209V208H239ZM27 210V209H26ZM37 210V209H36ZM41 210V209H40ZM48 210V209H47ZM106 209H104V211H105ZM256 210V209H255ZM16 211V210H15ZM24 211V210H23ZM35 211V210H34ZM49 211V210H48ZM103 211V212H104ZM230 211V210H229ZM228 211V212H229ZM238 211V210H237ZM253 211H254V209H253ZM262 211V210H261ZM8 212V211H7ZM28 212H29V210H28ZM41 212V211H40ZM128 211L126 210V215L127 214H129V213H127ZM136 212V213H135ZM233 212H235L234 211V209H233ZM232 212V213H233ZM256 212V211H255ZM21 213V212H20ZM27 213V212H26ZM38 213V212H37ZM50 213V212H49ZM58 213V212H57ZM108 213V212H107ZM114 213V212H113ZM225 213H226V211H225ZM230 213V212H229ZM238 213V212H237ZM257 213H259V212H257ZM256 213V214H257ZM262 213V212H261ZM264 213V212H263ZM25 214V213H24ZM29 214H31V213H29ZM56 214V213H55ZM72 214V213H71ZM110 214H112V213H110ZM117 214V213H116ZM132 214V213H131ZM236 214V213H235ZM234 214V215H235ZM67 215H69V214H67ZM105 215V214H104ZM122 215V214H121ZM126 215H124V216H126ZM133 215V214H132ZM227 215V214H226ZM24 216V215H23ZM27 216V215H26ZM56 216V215H55ZM102 216V215H101ZM107 216V215H106ZM128 216H130V214L128 215ZM223 216H224V214H223ZM228 216V215H227ZM231 216V215H230ZM229 216V217H230ZM254 216V215H253ZM264 216V214H262V216L261 217H258V218H261L262 219V217ZM21 217V216H20ZM38 217V216H37ZM68 217V216H67ZM76 217V216H75ZM120 217V216H119ZM131 217V216H130ZM136 217V218H137ZM232 217H233V214H232ZM257 217V216H256ZM255 217V218H256ZM19 218V217H18ZM31 218V217H30ZM42 218V217H41ZM121 218V217H120ZM125 218V217H124ZM123 218V219H124ZM135 218V219H136ZM236 218H238L237 216H236ZM38 219V218H37ZM50 219V218H49ZM57 219V218H56ZM64 219H65V217H64ZM67 219V218H66ZM129 219V218H128ZM134 219V220H135ZM252 219V221H250ZM1 220H2V218H1ZM24 220H25V218H24ZM27 220V219H26ZM31 220H32V218H31ZM61 220V219H60ZM117 220V219H116ZM137 220V219H136ZM258 220V219H257ZM16 221V220H15ZM28 221V220H27ZM38 221V220H37ZM42 221H43V219H42ZM65 221V220H64ZM234 220H232V222H233ZM236 221V220H235ZM16 222H18V220L16 221ZM26 222V221H25ZM36 222V221H35ZM39 222V221H38ZM48 222V221H47ZM62 222V221H61ZM225 222H227V220H225ZM250 222H252V223H250ZM26 223H29V222H26ZM249 223V226H246V224H248ZM18 224V223H17ZM37 224V223H36ZM35 224V225H36ZM42 224V223H41ZM257 224V223H256ZM256 224H255V226H256ZM258 224H260V223H258ZM264 224V223H263ZM32 225V224H31ZM39 224H37L36 226H38ZM131 225H133V224H131ZM261 225V224H260ZM26 226H27V224H26ZM34 226V225H33ZM42 226V225H41ZM45 226V225H44ZM61 226V225H60ZM59 226V227H60ZM70 227H72L71 225H69ZM114 226V225H113ZM228 226L230 227V228H228ZM243 226V227H242ZM251 226V227H250ZM24 227V226H23ZM67 228H68V226H66ZM241 227V228H240ZM258 227H260V226H258ZM34 228V227H33ZM40 227H38V229H39ZM44 228V227H43ZM53 228V227H52ZM111 228H112V226H111ZM251 228V229H250ZM30 229V228H29ZM32 229V228H31ZM116 229V228H115ZM124 229V228H123ZM121 230L122 231V235H120V236H123V239L125 240L126 238H124L125 236L123 235V231H125L126 229H124V230ZM131 229V228H130ZM147 229H148V231H147ZM232 229V228H231ZM258 230L259 231V229H257V228H254V230ZM261 229H262V227H261ZM260 229V230H261ZM264 229V228H263ZM263 229L261 230V231H263ZM35 230V229H34ZM69 230V229H68ZM109 230H110V228H109ZM129 230V229H128ZM127 230V231H128ZM39 231V230H38ZM43 231V230H42ZM104 231H105V229H104ZM106 231H107V228H106ZM121 231H118L119 232V234H120V232ZM29 232V230L27 231V233ZM35 232V231H34ZM33 232V233H34ZM44 232V231H43ZM264 232V231H263ZM38 233V232H37ZM36 233V235H38ZM48 233V232H47ZM103 233V232H102ZM116 233H117V231H116ZM127 233V234H126ZM5 234V233H4ZM66 234V233H65ZM118 234V235H119ZM256 234H258L257 233V231H256ZM255 233H254V235H256ZM28 235H29V233H28ZM52 235V234H51ZM129 235L128 236H126L127 238L129 237ZM234 235V236H233ZM6 236V235H5ZM12 236V235H11ZM26 236V235H25ZM39 236H40V234H39ZM42 236H43V234H42ZM95 236V235H94ZM176 236H177V238L180 240V242H177L176 243V240L174 239V238H176ZM238 236H240L239 238H238ZM262 236H264L263 234H262ZM34 237V236H33ZM37 237V236H36ZM163 237V238H162ZM43 238V237H42ZM67 238V237H66ZM71 238V237H70ZM107 238V237H106ZM131 238H133V237H130V238H128L129 240L131 239ZM169 238H171L170 240H169ZM176 238V239H177ZM255 239H257L256 238V236L254 237ZM263 238V237H262ZM37 239L39 240L40 239V237L38 238L37 237ZM109 239V238H108ZM122 239V237H120V240ZM134 239V238H133ZM159 239V240H158ZM175 241H174V240ZM177 239V240H178ZM252 239V240H251ZM264 239V238H263ZM262 239V240H263ZM31 240V239H30ZM41 240V239H40ZM43 240V239H42ZM68 240V239H67ZM77 240V239H76ZM123 240V241H124ZM129 240H128V242H129ZM153 240V241H152ZM173 240V241H172ZM261 240V241H262ZM25 241V240H24ZM28 241V240H27ZM35 241V240H34ZM108 241V240H107ZM112 241V240H111ZM117 241V240H116ZM155 241V242H156ZM163 241V240H162ZM175 242V243H173V245H176L177 246V244L178 243H180L179 244V248H178V246H177V248L179 249L178 251L179 252H177L176 250H177V248H176V246H173V245H170V242ZM246 241H248L249 243L247 244V242ZM257 241V240H256ZM9 242V241H8ZM12 242H13V240H12ZM45 242V241H44ZM113 242V241H112ZM127 242V241H126ZM128 242H127V244H128ZM166 242V241H165ZM164 243V244H168V243ZM263 242V241H262ZM14 243V242H13ZM26 243V242H25ZM31 243H33V242H31ZM36 243V242H35ZM40 243V242H39ZM49 243V242H48ZM89 243V242H88ZM88 243H86V244H88ZM124 243V242H123ZM133 243H134V241H133ZM139 243V244H140ZM34 244V243H33ZM33 244H32V246H33ZM45 244V243H44ZM126 244V243H125ZM124 244V245H125ZM251 244H253L252 246H251ZM3 245H4V243H3ZM37 245V244H36ZM41 245V244H40ZM120 245H123V244H120ZM144 245V246H145ZM16 246V245H15ZM14 246V247H15ZM25 246V245H24ZM83 246H85V244L83 245ZM89 246H90V244H89ZM173 246V248L174 249H176V250H174V249H172V251H175L176 252V254H173V253H175V252H172V253H170L169 251H170V248L169 247H172ZM31 247V246H30ZM42 247V246H41ZM121 247V246H120ZM123 247V246H122ZM124 247H126V246H124ZM135 247V249L133 250V248ZM260 247V248H259ZM25 248V247H24ZM38 248H40V247H38ZM137 248V249H138ZM164 248H166V246L164 247ZM29 249V248H28ZM34 249V248H33ZM36 249V248H35ZM34 249V250H35ZM115 249V248H114ZM120 249H122V248H120ZM126 249V248H125ZM16 250V249H15ZM14 250V251H15ZM27 250V249H26ZM30 250V249H29ZM36 250H38V249H36ZM119 250V249H118ZM141 250V249H140ZM140 250H139V252H140ZM149 250V249H148ZM115 251V250H114ZM120 251V250H119ZM122 251V250H121ZM144 251L145 252H147V253H144ZM152 251H153V253H152ZM9 252H10V249H9ZM37 252V251H36ZM42 252V251H41ZM108 252V251H107ZM106 252V253H107ZM113 252V251H112ZM117 252V251H116ZM125 252H126V250H125ZM132 252V253H133ZM23 253V252H22ZM22 253H21V255H22ZM30 253V252H29ZM95 253V252H94ZM132 253H131V255H132ZM152 253V254H151ZM105 254V253H104ZM108 254H110V253H108ZM112 254V253H111ZM140 254H143V255H140ZM2 255V254H1ZM20 255V256H21ZM27 255H29V254H27ZM33 256H35L34 254H32ZM128 255V254H127ZM131 255H129L130 256V259H131ZM134 255H133V257H134ZM138 255H140V256H138ZM3 256V255H2ZM1 256V257H2ZM100 256V255H99ZM104 256V255H103ZM158 256V255H157ZM156 256V257H157ZM7 257V256H6ZM24 257V256H23ZM28 257V256H27ZM30 257H32L31 256V254H30V256H29V258ZM124 257H125V255H124ZM124 257H122V258H120L119 259V261L121 262L122 260H124ZM142 257L143 259H140V258ZM11 258H13V257H11ZM105 258V262H104V264L107 262V260H106V257H104ZM15 259H16V257H15ZM98 259H100V258H98ZM128 259V258H127ZM133 259V258H132ZM140 259V260H139ZM173 261H172V260ZM102 260V262H103V259H101ZM118 260V259H117ZM126 260V259H125ZM124 260V261H125ZM136 260H132V262L131 263H133V261H135L136 262ZM155 262H154V264H161V260H160V262L159 261H157V258H155ZM159 260V259H158ZM96 261V260H95ZM112 261V260H111ZM128 261H130V260H128ZM169 261H172V262H170L169 263ZM88 262V261H87ZM92 262V261H91ZM110 262V261H109ZM109 262H107L106 264H112L111 262L109 263ZM113 262L115 263V264H122V262L121 263H119L118 261H117V263L113 260ZM134 262V263H135ZM151 262V263H150ZM157 262H159V263H157ZM89 263V262H88ZM133 263V264H134ZM98 264H102V263H100V261H99V263ZM124 264H127V261L124 263ZM128 264H130V263H128ZM162 264H164V263H162Z\"/></svg>","mask_w":264,"mask_h":264}]
</instances>
